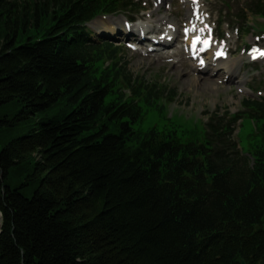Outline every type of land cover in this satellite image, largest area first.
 <instances>
[{"label": "trees", "instance_id": "16d2710c", "mask_svg": "<svg viewBox=\"0 0 264 264\" xmlns=\"http://www.w3.org/2000/svg\"><path fill=\"white\" fill-rule=\"evenodd\" d=\"M137 5L0 0V264H264V99L193 129L166 117L157 82L88 29ZM152 111L163 127L138 129Z\"/></svg>", "mask_w": 264, "mask_h": 264}, {"label": "rangeland", "instance_id": "374dc122", "mask_svg": "<svg viewBox=\"0 0 264 264\" xmlns=\"http://www.w3.org/2000/svg\"><path fill=\"white\" fill-rule=\"evenodd\" d=\"M195 1L196 4L193 0H164L159 7V0H134L138 4L135 9L100 16L88 24L96 40L104 39L122 49V57L134 76H143L149 83L157 82V86L163 89L166 117H174L184 129L204 126L215 112L221 115L241 113L245 98L264 99V56H259L257 52L258 58H252L254 51L264 52V18L247 9L257 0ZM261 1L264 4V0ZM191 4L200 5L201 11L188 18V6ZM165 15L177 24V38L170 42L171 45L152 51L156 44L151 38L165 28L157 26L156 21ZM193 24L196 26L193 34H200L199 30L205 25L214 34V48L201 56L206 62L200 65L203 67L201 70L196 69L199 65L197 60L190 59L187 52L189 36L185 30ZM141 26L147 29L146 33L140 34ZM153 30L157 33H152ZM205 32H208L207 29ZM217 49L224 51L225 62L237 60L233 76L230 77L221 67L209 65L210 57ZM18 110L16 105L5 113L13 115ZM47 115L38 114L18 129H9V136L28 133ZM165 122L166 119L158 111H152L137 128L147 130L153 123L161 128ZM254 128L252 119L247 117L243 124L239 122L235 131V139L245 153L257 140V136L252 137ZM194 137L201 138V135L195 134ZM1 225L0 213V228Z\"/></svg>", "mask_w": 264, "mask_h": 264}, {"label": "bare ground", "instance_id": "6f19581e", "mask_svg": "<svg viewBox=\"0 0 264 264\" xmlns=\"http://www.w3.org/2000/svg\"><path fill=\"white\" fill-rule=\"evenodd\" d=\"M159 1H161V2H159V7H161L162 2L164 0H159ZM188 8H189L188 9V18L193 17V15H197L196 12L201 11L200 5L191 4L188 6ZM156 22H157V26H161L160 28H163V27H165V28H164L162 33L160 30H158L160 32L159 35H153V37L155 38L154 42L159 44L160 47H167V46L171 45L172 43H170V42L175 41L177 38V24L172 23V21H170L168 15L161 17ZM191 28L192 27L190 26V29ZM146 30L147 29H145L143 26H141V28L139 29V32H140V34H142ZM152 33H157V31L153 30ZM163 37H164V39H163ZM190 41H191V38L189 39V42ZM216 51L214 52L213 55H215ZM174 56L175 55H173L172 57L174 58ZM199 59H201V58H199ZM237 64H238L237 60L233 59L230 63H228V62H225V58H223V57H221L217 62H216V59L214 57H212V58L210 57V61H209V65H212L214 67H221L220 69H224V71L226 73L230 74V77L233 76V73L235 72ZM202 68L203 67L196 66L197 70H201Z\"/></svg>", "mask_w": 264, "mask_h": 264}, {"label": "snow or ice", "instance_id": "6c2138e0", "mask_svg": "<svg viewBox=\"0 0 264 264\" xmlns=\"http://www.w3.org/2000/svg\"><path fill=\"white\" fill-rule=\"evenodd\" d=\"M199 18V17H198ZM202 22V21H201ZM205 29H207L208 33H209V37L207 39H201L200 36H196L195 39L193 40L192 42V49L195 51L197 49V45L198 44H202L204 45V48H207L208 46H210V43H211V29L208 28L206 25H205V28H201L199 31L201 33H203L205 31ZM188 31H192V32H195L196 31V26L195 24L192 25V28L191 29H186V35H187V32ZM201 51L204 50V49H200ZM257 52H259V56H264V52H261L259 50H256L253 52L252 54V58L253 59H257L258 56H257ZM224 53L221 51V52H218L217 55H223Z\"/></svg>", "mask_w": 264, "mask_h": 264}, {"label": "water", "instance_id": "95a60500", "mask_svg": "<svg viewBox=\"0 0 264 264\" xmlns=\"http://www.w3.org/2000/svg\"><path fill=\"white\" fill-rule=\"evenodd\" d=\"M241 264H246V262L244 260L241 261Z\"/></svg>", "mask_w": 264, "mask_h": 264}]
</instances>
